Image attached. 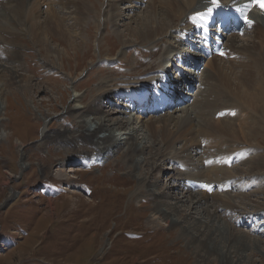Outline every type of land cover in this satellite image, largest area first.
<instances>
[{
  "label": "bare ground",
  "instance_id": "obj_1",
  "mask_svg": "<svg viewBox=\"0 0 264 264\" xmlns=\"http://www.w3.org/2000/svg\"><path fill=\"white\" fill-rule=\"evenodd\" d=\"M88 1L0 0L1 116L3 110H10V104L6 106L5 103H2L4 101L2 99L8 97V95L6 96L9 93L8 88L11 87V95L20 98L22 93L28 92L29 94L35 83L31 77L19 72L18 67L22 66L20 57L24 55H21L18 49L19 45L14 43L15 46H10L5 42L7 36L13 33L27 36L33 47H40L41 51L48 55L45 60L40 61L43 67L51 71H59L60 65H58L57 57L59 52L47 44L49 43L47 34L58 36L61 43H65H62L64 48L68 47L74 54H77L79 50L70 43L69 38L73 31L77 33V29L81 28L82 30L84 28L82 26L86 25V15L90 14ZM207 1L149 0L145 8L149 9V13L145 14L140 26L135 30L126 29L134 41L132 42L131 39L129 41L120 40L119 37L118 42L115 43L117 46L113 48L117 51L121 48L127 49L134 44L143 45L150 42L148 43L151 46L149 58L153 59L158 56V67L162 66L169 72L164 73L163 70L160 75L149 82L150 84L148 82L134 84L137 82L134 81L130 82L131 85L127 89H111L104 92L100 88L96 90L95 95L97 96L94 95V97H92L93 92L90 91L86 99L80 94L78 87H70V84L75 82L72 79L73 71L70 72L68 76L71 80L60 83L69 89L65 88L58 95L57 101L62 106L61 110L65 111V117H63L68 118L74 127L73 129L66 128L60 124L58 129L52 132L43 126L41 139L34 149L40 154V152L46 151L49 146L53 150L63 153L64 158L57 157L53 178L59 185L65 183L61 190L69 192L79 188L75 177L66 175V166L81 165L82 169L88 171H84L85 173L93 174L95 171L92 172L88 169L89 164L93 163L91 159H95L101 166L105 161L112 159L110 166L113 169L117 165L125 168V172L118 171L117 174L123 176L126 182H133L130 198L132 197L133 200L136 197L134 200H138V202L141 200L150 201V212L147 217L148 227L157 231L176 230L179 239L194 255L195 264H246L248 248H257L259 252L264 253V250H259L262 243L259 239L249 238L247 233L235 232L234 229L237 219L241 221L238 226H248V217L246 218L248 212H241L246 206H238L234 199L244 201L250 195H245V191L241 190L239 194L232 197V195L224 193L219 194L215 188L218 189L216 186L223 184L224 186L231 183L236 186L242 184L235 177L248 179V176L253 175L262 176L264 179V155L258 152L259 148H254V146L264 147V19L261 18L262 16H255V25L250 24L253 29L246 33L242 39L234 35L228 38L224 45L226 52L222 49L219 52V54L222 53L221 57H218L216 53L211 54L212 59L206 65L208 72L204 69L198 76L199 72L193 73L190 68L185 70V67L182 68L183 65L180 66L192 55L186 44L181 45L184 39L180 38V35L191 30L189 23L204 24L202 18L189 20V17L205 9ZM218 1L224 2V0ZM40 4L49 6L47 13L41 12ZM256 4L259 6L260 2L256 0ZM141 5L140 0H107L106 11H112L110 21L116 26L124 20H129V14L133 13V9L130 10V8L142 7ZM120 8L124 9L122 16H119V13L122 12L119 10ZM115 10L119 12L117 15L114 14ZM43 14L46 15V18L42 22ZM60 14H63V17ZM104 20L108 21V19ZM65 21H72L73 25L66 29L63 27ZM96 26L100 27V24ZM164 35H166V40L169 38V41H166L165 38L158 39ZM158 40L166 42L165 47L158 49L160 47ZM201 40L204 41L202 38ZM195 45H200L199 51L204 50L206 55L210 54L206 42L200 44V41H197ZM67 53L65 51L62 54L61 61L69 59ZM225 56L226 58L223 59ZM31 60L33 61V58ZM216 60H220L221 64L216 63ZM194 61L197 62L194 71L201 70L200 60ZM142 65L137 62L136 69ZM36 67L39 68V65L37 64ZM187 67H190V64ZM176 69H179L177 71L180 73L172 72ZM124 70L128 69L124 68ZM80 75L81 72L76 78ZM126 75L131 78L133 76L129 70ZM187 75L192 79L198 77L196 80H191V86L194 89L197 84L199 88L204 86L205 90L195 94L193 104L190 108L182 109L181 116L173 117L177 113L176 107L170 110L174 112L173 115H170L169 112L168 115L162 116L161 110L164 102L180 103L176 98H181L183 101L185 99L187 102L183 91L190 92L191 89L182 83L178 88L176 82L178 79L181 81V76ZM56 86L58 85L55 84L54 90H56ZM168 86L172 90L178 89V93L172 95L168 89L165 93V88ZM180 89L181 91H179ZM51 95L54 97L56 94L51 92ZM70 95H73V100L67 105L63 101L66 97L68 100ZM110 97L115 103L113 106ZM196 98L198 99L196 100ZM151 99L156 101L154 108L149 106L145 112H140L141 107H139L137 111L143 116L152 114L153 119L145 120L142 119L143 116L140 117L139 113L132 114L134 104L137 103L142 105V108H146ZM15 100L18 102L20 99ZM170 107H174V104ZM222 111H231L236 118L224 116L215 120V116ZM1 116L0 122L3 121ZM47 117L36 116L42 125ZM58 119L63 121L61 117ZM7 139L8 135L0 129V140ZM156 143H159L160 147L156 148ZM239 143L246 144L250 148L248 155L252 153V157H256L255 161L248 160L246 162L247 157L244 155L243 160L238 163L239 166L244 165L245 162L247 165L251 164L247 166L248 173H243L239 166L232 169L225 167L227 159L236 152L237 148L233 146L239 145ZM16 145L20 147L18 151L24 157L22 145ZM116 154H119L120 157L116 158ZM211 160L214 161L213 164H209ZM176 162L185 166L186 171H181L179 168L178 170L175 166ZM164 163L168 167L163 171L170 169V172L157 173ZM44 164L39 163L38 169L43 179H47L48 176H51L52 168ZM32 165V163L23 162L20 164V168L23 170ZM76 170H68L67 173L74 174ZM173 171L176 172L175 176L172 174ZM44 174H48V176ZM163 175L166 176L167 183L160 187L159 176ZM114 179L116 178L111 181L113 182ZM254 180H260V178L255 177L251 181ZM53 186H56V190L59 191L57 185ZM249 186L248 183H244L242 189ZM44 190L47 193L52 192L50 185H46ZM258 193L259 191H256L253 195ZM248 200L250 202V198ZM250 205V212H264V205L258 207ZM250 219L253 221L252 218Z\"/></svg>",
  "mask_w": 264,
  "mask_h": 264
},
{
  "label": "rangeland",
  "instance_id": "obj_2",
  "mask_svg": "<svg viewBox=\"0 0 264 264\" xmlns=\"http://www.w3.org/2000/svg\"><path fill=\"white\" fill-rule=\"evenodd\" d=\"M140 1L142 7L130 8V10L133 9V13L129 14V20H124L120 25L115 26L110 21L112 11H106L107 0H89L88 8L91 15H86V25L82 26V28L84 27L82 30L81 28L77 29V33L73 31V34H70L71 38H69L70 43L78 48L77 54H74L68 47L64 48L62 45L64 42L61 43L58 36L47 34L49 42L47 44L59 52V55H57L58 65H60L59 71H51L43 67L40 61L45 60L48 55L42 52L40 47H33L27 36H20L18 33L7 36L5 42L10 46L14 43L19 45L18 49L21 55H24L20 57L22 66L18 67L19 72L31 77L36 84L33 82V89L29 94L28 92L22 93L20 98L10 94L12 91L10 87L8 88L9 93L6 94V96L8 95L7 99H2L4 100L2 103H5L6 106L10 104V110H3L2 116L0 114L3 119L0 122V129L8 135L7 140H0V264H195L194 255L179 239L176 230L157 231L148 227L147 217L150 212V201L141 200L138 202V200H134L136 197L133 200L132 197L130 198L133 182H126L123 176L117 174L118 171L125 172L123 166L117 165L114 167L116 171L110 166L112 159L105 161L102 166L95 159H91L93 163L89 164L88 169L95 172L87 174L85 172L88 171L82 169L81 165L74 166V164H70L65 167L66 175L75 177L79 189L69 192L61 190L65 183L59 185L53 178L57 160L61 156L64 158L63 153L61 151L57 152L49 146L46 151L40 152V154L34 149V146H37L41 139L43 126H46L52 132H55L60 124L66 128L73 129L74 127L68 118H64L65 111L61 110L62 106L57 101V98L59 99L58 95L65 88L69 89V87L60 85V83L71 80L68 76L70 72L73 71L72 79L75 81L70 84V87H78L80 94L85 96L86 99L90 91L93 92L92 97H94L96 90L100 88H102V92L111 89L123 90L131 85L130 82L137 81L134 84H141L146 80L151 81L158 76L159 72L167 70L162 66L158 67V56L153 59L149 58L151 46L148 43L150 42L143 45L134 44L131 46L132 48H121L117 51L113 48L117 46L115 43L118 42L119 37L120 40L129 41L131 37L126 29H137L145 18V14L149 13V9H145L149 0ZM48 9L47 4L42 6L40 4L42 13H47ZM119 10H122V12L119 13L118 10H115L114 14L119 13V16H122L124 9L120 8ZM60 16L63 17V14H60ZM43 17L41 18L42 22L46 15L43 14ZM103 19H108V21L104 20V22ZM97 24H100V27L96 26ZM72 25V21L63 22V27L66 29ZM189 26L191 28L190 23ZM243 35L241 34L239 39H242ZM164 36L158 39L165 38L166 40V35ZM232 36L233 34H230V36L225 37L223 47L228 38ZM180 38H183V36L180 35ZM167 40L169 41V38ZM131 41L133 42L134 39H131ZM185 42V40L182 41L181 45ZM165 44L166 42L159 41L158 45L160 47L158 49L165 47ZM185 44L188 46L187 43ZM158 49L156 48V50ZM65 51L68 52L69 59L61 61L62 54ZM195 54L200 56L196 51L193 55ZM31 58H33V61ZM200 59L202 67L198 76L204 69L208 72L206 65L210 61L205 56ZM219 61L216 60V63L221 64ZM137 62L143 64L138 69L135 66ZM37 64L39 68L36 67ZM225 65L227 66V64ZM124 68L130 71V74L133 75L132 78L127 77L128 70H124ZM184 69L186 70V68ZM177 70L179 69L172 72H175V74L180 73ZM80 72L81 75L76 78ZM170 74L172 75V73ZM113 80L115 81L111 83ZM55 84L58 85L56 90L53 88ZM204 88V86L199 88L196 84L192 102L177 107V113L173 117L181 116L180 111L182 109L190 108L195 100V94L198 91H204ZM51 92L56 95L53 97ZM187 96L190 99V94ZM15 99L20 100L16 102ZM110 99L113 103L112 97ZM72 100L73 95H70L69 99L67 100L66 97L63 102L68 105ZM153 103L150 102V105L153 106ZM140 106V104L134 105L132 108L133 115L139 113L140 117L143 116L137 111ZM167 113L173 115L174 112L167 111L161 115ZM37 115L48 116L43 125L36 118ZM151 116L153 115H144L142 119H153ZM59 117L64 118L63 121H59ZM232 118H236L235 115ZM217 119L215 117V120ZM255 141L258 142L259 140ZM16 144L22 145L24 157L21 156V152L18 151L20 147ZM155 147H160V144L156 143ZM177 147L179 148L178 145ZM233 147L237 149L232 156V164L228 169L239 166L238 163L242 161L239 162L240 157L246 155L245 152L249 153L250 150L246 144L241 143ZM254 148H259L260 151L258 152L264 155V147L254 146ZM252 156V153L249 154L246 162L248 160L255 161L256 157ZM118 157L120 155L116 154V158ZM23 162L32 163L33 165L22 170L20 164ZM246 162L244 165L239 166L243 173H248L247 166L251 165H247ZM39 163H45V166L52 168L50 177L48 174H44L48 176L47 179H43L40 175ZM175 166L178 169L180 164L176 162ZM166 167L168 165L164 163L157 173L170 172V169L163 171ZM75 169L77 170L74 174L67 173L68 170L75 171ZM172 174L175 176L176 172L173 171ZM159 177L160 187H163L167 183L166 176ZM248 177V179L235 177L242 184L240 183L237 186L227 184L226 188H223V184L217 191H219V194L224 193L233 197L244 190L245 195H250V202L249 198L244 201L234 199L238 206H246L241 212H248V214L264 213L250 212V204L257 207L264 205V179L262 176L252 175ZM255 177L260 178V180L251 181ZM113 178H116L114 179L115 182L113 181L114 183L111 181ZM244 183H248L250 186L242 189ZM46 185H50L52 188L51 193L45 192ZM53 185H57L59 191ZM256 191H259L258 194L260 195H253ZM11 194L13 195L11 196ZM240 222V219H237L236 225H232L235 227V232H245L249 238L259 239L262 242L259 250H264V234L252 232L251 228L240 227L238 226ZM246 256V264H264V253L259 252L257 248H248Z\"/></svg>",
  "mask_w": 264,
  "mask_h": 264
},
{
  "label": "snow or ice",
  "instance_id": "obj_3",
  "mask_svg": "<svg viewBox=\"0 0 264 264\" xmlns=\"http://www.w3.org/2000/svg\"><path fill=\"white\" fill-rule=\"evenodd\" d=\"M213 2L215 3V0H213ZM258 2H260L261 7H264V2H261V0H258Z\"/></svg>",
  "mask_w": 264,
  "mask_h": 264
}]
</instances>
